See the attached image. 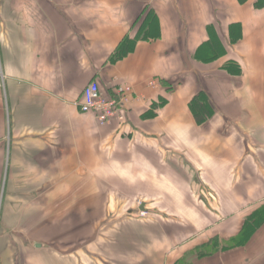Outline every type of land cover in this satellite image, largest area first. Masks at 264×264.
Instances as JSON below:
<instances>
[{"label": "crops", "instance_id": "crops-1", "mask_svg": "<svg viewBox=\"0 0 264 264\" xmlns=\"http://www.w3.org/2000/svg\"><path fill=\"white\" fill-rule=\"evenodd\" d=\"M0 65V264H264V0H0Z\"/></svg>", "mask_w": 264, "mask_h": 264}, {"label": "built area", "instance_id": "built-area-1", "mask_svg": "<svg viewBox=\"0 0 264 264\" xmlns=\"http://www.w3.org/2000/svg\"><path fill=\"white\" fill-rule=\"evenodd\" d=\"M4 83V75L0 65V85ZM149 86H157L154 80L148 82ZM133 88L127 83L119 84L113 96L104 95L96 80H90L81 93L80 111L93 114L100 125H108L114 121L123 122L125 112L132 101ZM141 215L145 211L140 212Z\"/></svg>", "mask_w": 264, "mask_h": 264}, {"label": "trees", "instance_id": "trees-1", "mask_svg": "<svg viewBox=\"0 0 264 264\" xmlns=\"http://www.w3.org/2000/svg\"><path fill=\"white\" fill-rule=\"evenodd\" d=\"M203 99V95L202 94H198V96L196 98H194V104H193V111L196 114L197 119H201L202 118V113L206 110V106L205 104H203L201 101ZM201 102V103H200ZM261 222V220L259 219H255L253 224L250 223V228H253L252 226H256L257 224H259Z\"/></svg>", "mask_w": 264, "mask_h": 264}, {"label": "rangeland", "instance_id": "rangeland-1", "mask_svg": "<svg viewBox=\"0 0 264 264\" xmlns=\"http://www.w3.org/2000/svg\"><path fill=\"white\" fill-rule=\"evenodd\" d=\"M1 192H3V191H1ZM1 207H2V206H1V204H0V209H1ZM141 211H144V210H138V211H137V215H138V216H140V217H146L147 215H149L148 211H145V214H144V215H141V213H140ZM0 212H1V210H0ZM0 214H1V213H0ZM1 229H2V228H1V225H0V232H1Z\"/></svg>", "mask_w": 264, "mask_h": 264}]
</instances>
